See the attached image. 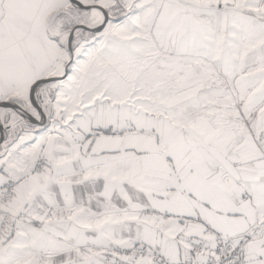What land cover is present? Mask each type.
<instances>
[{
    "label": "snow or ice",
    "instance_id": "1",
    "mask_svg": "<svg viewBox=\"0 0 264 264\" xmlns=\"http://www.w3.org/2000/svg\"><path fill=\"white\" fill-rule=\"evenodd\" d=\"M0 264H264V0H0Z\"/></svg>",
    "mask_w": 264,
    "mask_h": 264
}]
</instances>
